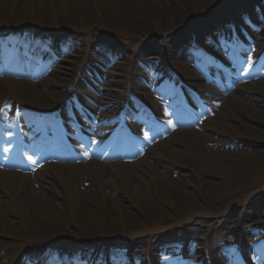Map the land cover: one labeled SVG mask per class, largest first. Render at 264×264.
I'll return each mask as SVG.
<instances>
[{"label":"rangeland","instance_id":"374dc122","mask_svg":"<svg viewBox=\"0 0 264 264\" xmlns=\"http://www.w3.org/2000/svg\"><path fill=\"white\" fill-rule=\"evenodd\" d=\"M22 1L16 5L14 0H0V17H2L0 33L7 36L9 32H15L24 27L51 33L52 29L58 28L61 33H66L72 40H75V42H67L64 46L60 45V48L70 47L74 51L69 48L70 56L63 61L60 56L51 60L49 63L55 62L54 66L46 67L45 64L41 66L40 64L26 63L28 66L22 72L18 67L17 70L13 69L17 77L9 79L11 86L5 85L4 81L0 80V101L10 100L13 103L18 102L20 105H26L25 108L32 109L29 118L39 117V122L36 120L34 128L36 137L40 135L41 129L48 128V132L53 138L58 136L61 131L71 129L68 119L74 115L84 121L100 119L109 124L116 123L120 107L126 100L123 96H126L130 90L135 92V96H139L137 99L140 101L148 103L149 100L145 98L153 99L152 102L157 107L154 106L150 111L157 117L160 116L162 129L151 128L150 132H154L151 133L152 138L142 129H134L137 138L136 148L132 153L129 152V158L125 163L119 162L120 151L109 155L108 158L111 161L105 163L116 167L121 164L124 166L125 173L132 175L135 172L143 179L144 185L138 193V197L150 204V212L143 211V205L146 202L142 201L136 206H131L127 200H124L128 193V186L117 175L113 176L118 182L115 185L116 189L105 191L104 194L107 197L112 196L118 199V203L122 205L119 209L110 203L104 206L106 205L105 201H101L99 205H87L81 209H68L67 205L62 204V206L60 205L61 210L58 207H53L49 211L50 208L45 206V209L41 208L42 212H16L12 202L3 196L0 189V201H4L3 205L7 210V212H0V264H16L19 257L27 253L33 244L37 248L41 244L55 243L90 246L102 241H113L111 238L114 236L118 239L117 242L128 241L130 244L135 241L133 238L141 237L137 245L146 254H152L156 240L149 239L156 237L159 235L158 233H166L168 229L169 234L179 235L183 239L187 238L188 234L193 236L195 241L187 242L186 251H184V257L191 258L190 264L203 263L202 260L197 263V253L204 254L205 257L211 255L210 264H224L223 255L233 259L234 264L239 262L238 255L249 258L251 262H247V264H263V262L253 261L251 255L252 250L259 255L264 253L263 4L255 2L253 8L252 4H249L251 7L248 10H241L243 4H248L247 0H206L203 8L199 9L200 12H197L198 9L196 11L201 14L196 13L197 15L194 17L186 19L183 26L180 23L177 25L170 22L165 23L159 19L149 21L147 17L142 20L141 18L134 19L135 26L127 29L120 24L119 20L112 21L106 15L100 19L95 18L91 15L95 13L93 10L82 17V20L77 19L72 25L52 26L47 23L48 19L42 18L45 22H40L32 18L30 9L26 8L27 6ZM85 1L88 3L89 0ZM143 1L152 7H156L162 2V0ZM71 3L74 1L72 0ZM206 13L221 14L228 18V23L231 21L229 24L234 23L233 27L239 25L233 29L235 41L231 47L228 46L230 48L226 51V59L224 56L221 58L223 64L226 63V60L230 63L232 70L227 80L231 79L234 85L231 93L234 94L235 99L228 102H224L227 97L224 91L222 92L215 85L199 78L195 79L197 72L191 67L184 68L174 52L178 48L172 49L176 41L179 46L178 52L193 42L195 36L190 32L189 26L198 23ZM202 23L209 26L212 24V20H204ZM155 24L157 26L152 28ZM255 28L257 30H254ZM252 32V35L257 37L255 45L246 41L247 37L251 38L250 33ZM252 39L254 40V38ZM64 42L62 41V44ZM101 48L111 51L112 56L117 54L119 59L117 58L116 61L106 60ZM89 56L96 61V57L105 60L107 65L105 69L101 72L98 70V73H102L103 79L98 81L96 87L93 88L89 101L83 98L82 101L64 102L65 99L62 95L68 88L74 86L76 76L84 79L82 64L83 60ZM1 63H3L2 59L0 60V74L5 71V67ZM160 68L164 74L166 73L165 68H174L184 78V82L191 83L197 89L204 88L206 92H215L214 89L219 91L216 93L219 96L218 101L212 99V96L206 97L210 101L209 108L212 102H214V107L217 105L216 111L213 114L199 115L202 124L201 132L205 135L209 134L212 138L226 140L224 149H229L227 151L229 154H226L222 164H231V167H223L221 171L219 169V173L215 174L218 176L217 178L212 174L198 175L201 169L200 164L193 165L191 158H183L182 142L186 141L183 136L185 130H178L173 125V120H178L182 116L179 112V114L175 113L176 117H169L171 110L167 106L176 109V99H174V95H171V88L166 87L161 80ZM0 77L3 76L0 75ZM134 77L141 79L140 86L133 85ZM152 85L160 86L161 101L158 103L151 96ZM31 94L37 95L36 98H28V95ZM168 96L172 97L171 100L167 99ZM118 99H120L119 102L115 104L114 101ZM242 112L250 116L247 117L248 121L242 118ZM142 115L144 116L142 120L148 123L147 115L145 113ZM227 117L246 122V126L254 128L257 133L255 131L252 138H246L242 132L235 136L234 132L227 128L228 124L225 122ZM236 130L242 131V128H236ZM145 133H147V137H145ZM159 134L164 135L163 139ZM24 136L26 137L27 134L24 133ZM157 139L158 141L151 145L148 142ZM234 141L236 142L234 143ZM144 143L150 146L148 150L143 148ZM168 150H172L171 154L166 153ZM205 154L208 153L205 152ZM238 154L241 156L235 159V155ZM196 156L198 153H193V159ZM116 157L117 160H115ZM162 158L171 161V163L165 162ZM146 164L154 166L159 175H166L171 180H185L189 184L187 193L191 198L196 194L209 192L206 211L193 210L194 203H191L190 206L179 204L176 208L179 209V212H169L171 213L169 216L161 214L163 216L160 217V212L157 209L163 207V199L157 196V181L152 180L153 177L148 179L134 170V167L146 166ZM236 164L241 167L237 168ZM90 165L92 164L85 163L79 166L84 168ZM48 167L41 169L43 171L36 175L43 180L54 182L50 177L53 166ZM99 169L105 170L102 167ZM108 169L109 166L107 171ZM46 170H48L47 175ZM241 181H244V184L237 187ZM122 183L125 187L122 186ZM95 185L98 184L89 175H83L80 182H70L73 191L88 187L95 188ZM251 186L252 188L249 189ZM30 188L35 191L39 190L35 184L30 185ZM129 194L131 193L129 192ZM53 201L62 203L55 197ZM176 205L178 202L174 204V206ZM73 210L77 212H73ZM19 218H24V220L18 221ZM171 227H174V230ZM2 228L5 230L1 231ZM175 228L182 231L175 230ZM173 252V255L178 254L176 250Z\"/></svg>","mask_w":264,"mask_h":264},{"label":"bare ground","instance_id":"6f19581e","mask_svg":"<svg viewBox=\"0 0 264 264\" xmlns=\"http://www.w3.org/2000/svg\"><path fill=\"white\" fill-rule=\"evenodd\" d=\"M20 1L22 0H14V3H17L16 5H18ZM71 1L72 0H23L22 2L27 6L26 8L30 9L32 18L40 22H45L42 18L48 19L49 21H47V23L52 26H60L63 24L72 25L77 19L82 20V17L86 16L90 11L93 10L95 13L90 14L95 18L100 19L106 15L112 21L119 20L120 24H122L124 27H127V29L133 28L135 26V23L133 22L134 19L141 18L142 20L143 18L147 17L149 21L159 19L165 23L170 22L171 24L174 23V25L180 23V25L183 26L186 22V19L194 17L197 14H201L197 12H200V10L206 4V0H162V2L156 7H152L151 5L145 4L143 0H89L88 3L85 0H73L74 3H71ZM247 2V5H242V8H240L241 10H248L251 7L249 4H252L253 8V3L255 2H260L264 6V0H247ZM0 19H2V17H0ZM209 19H211L212 23L214 24L218 23L223 25L224 23H228V18L221 16V14L206 13L202 16L198 23H193V25L190 24L189 30L192 35H198L201 33L203 37L207 38L210 32L206 31V29L212 30L214 24L205 26L204 23L206 22H202ZM156 26L157 24L153 25L152 28H155ZM254 30H257V28ZM52 31L53 34L60 33L58 28L53 29ZM216 33L220 35L223 34L221 31H216ZM252 34L253 32L250 33L251 38L247 37V40L250 44L252 43V45H255V40H257V37H254ZM252 38H254V40ZM206 46L208 45H205V47ZM177 47L178 41H176V43L172 46V49ZM174 52L177 53V50H174ZM181 59H183V56ZM183 67L187 68L186 65H183ZM4 84L8 86L12 85L9 79H5ZM227 86L229 85H224V88H227ZM231 88L233 87H228L226 89V92L228 93L226 94L227 97H225L224 102L235 99L234 94L231 92L229 93ZM36 96L37 95L31 94L28 95V98L34 99ZM229 110L231 111L232 109ZM210 111L212 112V110ZM242 113V118L248 121L247 117L250 116L245 112ZM235 119L231 117L225 118V122L228 124L227 128L233 131L235 136L240 135L241 133L239 132H242L246 138H252L255 131L257 133V130L254 128L252 129L247 127L246 122L236 121ZM192 125L193 124H189L188 126L191 129L185 130L183 133L185 138L184 140L186 141L182 142L184 149L182 156L183 158H191L193 165H195V163L200 164L201 169L199 170L198 175L212 174L215 178H217L218 176L215 174L219 173V169L221 171L223 167H231V164H222L225 161L226 154H229L227 153L229 149H224L226 140L212 138L209 134L205 135L202 132L200 133L194 129L196 126H193L192 128ZM236 128H242V131H237ZM171 152L172 150H168L166 153L171 154ZM195 152L198 153V156L193 159L192 155ZM205 152L208 154H205ZM238 156L241 155H235V159H237L236 157ZM162 160L169 162L168 160H165V158H162ZM169 163H171V161ZM89 164L92 165L86 166L84 168L83 166H53L50 177L53 178L52 180L54 182H51L50 180H42L38 177L34 179L32 177L16 174L12 171H0V189L2 190L3 196L12 202L14 205L13 209L16 212H42L41 208L45 209V206L50 208L49 211H51L53 207H58L61 210L62 204L67 205L68 209H81L87 205H99L101 201H105L106 205L104 206H107V204L110 203L119 209L122 207V205L118 203V199L113 198L112 196L107 197L104 194L105 191H112L116 189L115 185H117L118 182H116V179L113 178V176L117 175L123 180L124 184L128 186V193L126 197H124V200H127L131 206H136L142 201L146 202L144 200H140L138 197V193H140L144 182L143 179L137 176L135 172L132 175L125 173L124 166L121 164H119L117 167L111 164L102 165L94 162ZM108 166L109 169L107 171ZM99 167H102L105 170L101 171ZM236 167L240 168L241 165L236 164ZM134 168V170H137L138 173L148 177V179L153 177L152 180L155 179L157 181V196H160L163 199V207L157 209V211L160 212V217L163 216L161 214L169 216L171 214L169 212H179V209H176L179 204H181V206L183 204L190 206L191 203H194L193 210L197 212L206 211V207L208 206L207 197L209 192H205L204 194H196L193 198H191L187 193L189 184L185 180H171L166 177V175H159L158 170L154 166L151 167L147 164L146 166L142 165L136 166ZM83 175L92 176L94 182H96L98 185H95V188L88 187L85 190L79 189V191H73V188L70 187V182H80ZM243 182L244 181H241L237 187L244 184ZM32 184H37L39 190L35 191L30 188V185ZM124 184L122 183V186L125 187ZM251 188L252 186L249 187V189ZM129 192L131 194H129ZM54 197L62 201V203L53 201ZM176 202H178V205L174 206ZM3 204L4 201H0V212H7L6 207H4ZM143 211L150 212V204L148 202L143 205ZM73 212L77 211L73 210ZM17 220L23 221L24 218H19ZM3 230H5V228L1 229V231Z\"/></svg>","mask_w":264,"mask_h":264},{"label":"snow or ice","instance_id":"6c2138e0","mask_svg":"<svg viewBox=\"0 0 264 264\" xmlns=\"http://www.w3.org/2000/svg\"><path fill=\"white\" fill-rule=\"evenodd\" d=\"M250 59V58H249ZM0 111H2V110H0ZM145 137H147V133H145ZM29 160H31V157H29Z\"/></svg>","mask_w":264,"mask_h":264}]
</instances>
